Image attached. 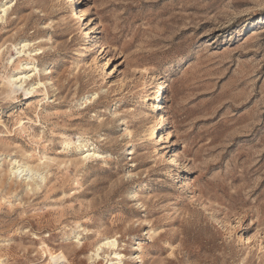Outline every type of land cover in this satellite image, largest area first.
<instances>
[{"label":"rangeland","instance_id":"obj_1","mask_svg":"<svg viewBox=\"0 0 264 264\" xmlns=\"http://www.w3.org/2000/svg\"><path fill=\"white\" fill-rule=\"evenodd\" d=\"M9 1L0 264H264V0Z\"/></svg>","mask_w":264,"mask_h":264},{"label":"bare ground","instance_id":"obj_2","mask_svg":"<svg viewBox=\"0 0 264 264\" xmlns=\"http://www.w3.org/2000/svg\"><path fill=\"white\" fill-rule=\"evenodd\" d=\"M12 0H10L9 2H11ZM5 4V3H4ZM1 5V11L0 12H2L3 14L2 15H5V13H6V6L5 5ZM76 13H82V11H76L75 12V14ZM80 16H84L83 14H81ZM28 46V44L27 43H24L23 42V44L21 45V47H20V49H21V52H19V53H22L23 52V49H25L26 47ZM20 49H19V51H20ZM104 51V50H103ZM37 52V51H36ZM35 52V53H36ZM29 53H31V52H29ZM26 66V65H25ZM27 68V67H26ZM25 68V69H26ZM30 71H28V72H24V71H22V72H19V73H17L15 76H13L12 77V79H10V81H9V83H11L12 84V86H14V88L16 89H21V88H23V85L26 83V81L28 80V79H30V77L32 76V73L33 72H35L37 69H36V67L35 66H33L32 68L31 67H29L28 68ZM32 69V70H31ZM29 84V83H28ZM42 83H37V85L36 86H40ZM35 84H31L30 86H29V88L26 90V94H31L33 91H34V89H35ZM163 88H164V86H162L161 87V90H163ZM12 92H15V90H13ZM155 103L156 104H154L153 106H155L154 108V110H160L161 108H163V105H162V103H161V98H159V96H157V98L155 99ZM163 120H162V117L159 119V122H162ZM162 131V130H161ZM160 132V130H157L156 129V131L155 130H153L152 132H151V135H150V137L149 138H151V140H158V141H160L161 140V138H159L160 137V135L158 136V133ZM158 138V139H157ZM80 144V143H79ZM68 147V146H67ZM78 147V146H77ZM83 148V147H82ZM85 149V148H84ZM83 150V149H82ZM83 161H85L86 159H88L90 156H95V152H93L92 154H91V152H89L88 150H85V151H83ZM17 161V160H16ZM17 164V163H16ZM22 164H24V163H22ZM21 164V166H19V164L18 165H16V166H13L11 169H10V173L12 174V175H16L17 177H21V176H25L26 177V179H27V177L28 178H33V177H36V175H40L41 176V178H39L40 180H44V178L42 177V175L41 174H39L38 172H36V171H34L33 169H31L29 166H26V165H22ZM25 164H26V162H25ZM38 170V169H37ZM9 171V170H8ZM41 171V170H40ZM42 172V171H41ZM15 176V177H16ZM40 176H38V177H40ZM13 177V176H12ZM21 178H23V177H21ZM18 179V178H17ZM25 179V180H26ZM34 179V178H33ZM38 179V178H37ZM34 180H32V182H33ZM42 181H41V183H42ZM33 184H34V182H33ZM36 186V185H35ZM39 187V186H38ZM37 188V187H36ZM115 246H116V240L115 239H106V241H104L103 243H101L99 246H97V248L95 249V252L92 254V256H95V257H100V255H98V252L99 251H101L102 250V248L103 247H108V248H112V249H114L115 248ZM109 253V252H108ZM112 256H115L117 259L116 260H118V261H116V262H114V263H116V264H120V262L122 261L121 260V255L120 254H118L117 252L115 253H113V255ZM50 259H51V262L53 263V264H63V262L65 261V258H64V256L63 255H56V256H52V255H50ZM109 263H110V260L108 261Z\"/></svg>","mask_w":264,"mask_h":264}]
</instances>
